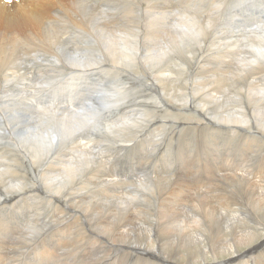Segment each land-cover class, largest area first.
<instances>
[{
	"label": "rangeland",
	"instance_id": "rangeland-1",
	"mask_svg": "<svg viewBox=\"0 0 264 264\" xmlns=\"http://www.w3.org/2000/svg\"><path fill=\"white\" fill-rule=\"evenodd\" d=\"M160 1L159 0H139V1L138 0H120L118 2H114L112 4H109L110 5L109 7H108V5H106V7L100 6L99 9L101 8V12L98 11L97 8L94 6L92 8L96 9L95 13H92L89 10L88 11L93 14L94 19H97V21H95V20L90 21L89 19H87V18H89V16H87L88 15L87 14L88 13L87 8H84V7L81 8L80 7L81 10L80 9L77 10V13L78 14L84 13L85 16L83 19H79V18L73 19L71 17H68L69 20H67L68 18H58V19H56L57 25L55 24V22H54V25H52V22H51L50 23L51 27H49V24L48 25L42 24L40 26L39 25L36 26V23H34L35 24L34 25L33 24L34 21H32L31 22L32 24H30L27 28L28 30L22 29L23 31L25 30L24 34H23V31L21 29H19L18 32L21 33L22 35L26 36L27 34H29L28 35L29 40L26 41V39H23V40H20L23 43L18 42V46H16V48L19 51L18 50L16 51V49H15V55L17 57L22 56L21 58L19 57L20 60L18 59L17 62L18 63L22 62L21 59H23V63H24L23 67L24 66L26 67V65L28 64L27 61H29V64L31 63V65H29V67H28V69H29L28 75L30 76L31 81H30V78L28 79V81H30V82L22 79V81L24 80L23 83L26 81L23 84V86L21 85V89H22L21 93L22 94H19L20 84L17 83L18 85L16 84V87L14 86L15 87V90H14L15 96L12 98V100L14 102L13 101H9V103H7V102L3 103V101L0 102V104L3 103L5 105V106L3 104L0 105V119L2 118L0 120V151L2 149V151L0 152V171L5 172V174H3V176L7 181V185L5 187H0V204H3V203L8 201V204H10V205H8L9 207L7 208V218H8V220L18 224L16 232H13L12 238L9 240V246L12 245L10 247V254H9L11 258H6V260L2 264H10V263L11 264H26V260H29V258L26 259V256H24L23 253H25L27 248L24 247L22 249H14V246L17 244L24 245L23 243L28 242V243H30V247L35 246L37 248V246H39L41 244V242H39L40 238H42L43 236L45 239L49 238L45 232L47 230H50V228L48 227L49 224L50 225L55 224L54 222L56 220L58 221V218L61 220H63V219L65 220V223H62L64 220L58 221V222L61 223L59 225V227L63 226V225L65 226L63 231L64 232L67 231L68 237H66V238H68V240L66 239V244L67 243H69V244H67L65 246L63 245L60 247L52 248L53 255L55 257H57L56 258V260H57L56 264H114V263L115 264H121L122 262H123L122 264H133V262H134V264H143L144 262L146 264H150V263H152V264H164L161 261H158V262L155 261L154 262L153 260H150V259L146 260V259L137 258L136 254L131 255L129 252L117 251L110 244V241L107 239L108 234L104 235L103 233H101L97 229L96 223H103V222L108 223L109 221L113 222V221L117 220L118 218H122V219L125 218V216H123L125 212H122L121 210L114 208L115 206L119 205V203H118L119 199L111 197L110 201H109V199H108V201H104L103 199L100 198V196H98V195L94 196V194H93L94 191H96L100 187L99 180H103V178L105 176V174H103V172L104 173L108 172L109 175H115L114 178L116 180L118 178L120 179L118 181L120 184L117 185V184H114V182H111L109 185L111 186V184L113 183L112 184V186H114L113 188L116 187V189H114V191H116V193L120 194V197H122L123 200H122V203L120 204V206L125 207L131 211L130 215L132 214L131 216L133 218V222L137 225L136 231L138 234H142L141 233L142 229L140 230V225H139L140 220L139 219L142 218V215L144 214V209L146 211L155 212L156 214L158 213V210L156 207V202L153 203V206H146L142 210V208H143L142 205L146 201V199H144V198L147 197V193L146 194L143 193V191L146 189L145 185L147 183H154L155 182V185L159 186L160 184H157L156 183L157 181H160L162 183V185L165 184L164 186L169 191V192H167V194L172 193V190L175 187H176L175 188L176 190L181 191L183 186L186 187L188 185L191 187L192 191L194 190L193 191L194 193L191 191L192 193L188 195V198L195 197V196L197 197L198 194L208 195L210 197V199H212L214 201V203L219 204V207L221 208L220 210L225 213L224 214L225 216L229 215V217H230L231 215H234V214L239 215L240 218L230 219L229 225H227L225 227V230L228 229L226 231V234H225V232H223L225 240L222 244L227 243V245L229 247H233V251L236 249H239V250L248 249L249 247L247 248V246H249L250 241H247V239H246L245 241H243V243H240L239 236L235 232H233L232 228L230 227L232 224H238L239 225L237 228V229H239V230H237V233L240 234L242 236V238L245 237L244 232L246 230L248 231L249 229L254 228V227H255V232H259L257 234H264V231H261V229L264 230V225H262L263 227L260 225V223L264 224L263 223L264 220L258 216L257 217L254 216V214L249 211V208H248V212L246 211V213H244L241 205L233 203L229 197L230 196L229 192L233 191V186L235 184V181H237V180H242V181L249 180V181H252L253 183L257 182L255 185L257 186L259 184L257 186V189H259L258 192H260L259 194L262 197H264V184H263L264 183V171H263V169H264V158H263L264 157V134H263V127L260 125H258L260 127H258V126L256 127V124L254 122L256 115H253L252 112H250L248 105H246V103L244 101L245 100L244 94L248 95L250 92V90H248L250 87V82H247V80L242 79V78H244L243 76H245L247 74L248 75L256 74L255 77L253 78L252 82L256 85L259 82L264 83V78H263L264 72L256 73L253 71H249L254 66L255 67L259 66V63L261 61L262 62L260 65H263L264 58H261L256 63H250L252 65H250L248 63L251 57H252L251 59H253V58H256V56H258L256 54L257 53L256 49L261 51V48H262L261 46L252 47L251 43L257 41L256 43L260 44L264 40L263 38H261V37H264V0H211V1L210 0L209 1L208 0H173V1L168 0L169 4L166 2V0H160ZM187 1H188V3H187ZM187 5L189 8L187 7ZM138 6L141 7V8H139V10H138ZM196 7H198L199 10H197ZM210 7L213 9H211ZM135 8H137V9H135ZM183 8H185V10ZM83 9L84 10L86 9L85 12H83L84 11ZM73 10H75V9H73ZM103 10L104 11L107 10V11L104 13ZM183 10L186 12H184ZM147 11L153 12V14L150 12L148 13ZM159 11H161V12H159ZM178 11H179V13H178ZM208 11H212V12H210V14H208ZM199 12H200V16L202 18L204 17L203 19L202 18L199 19V22L197 23V25H200V28H201V36L203 35L202 33H204V35H205V34L211 33L212 30H213L212 33L214 32V30H215V29H213L214 25L210 26L211 23H209L208 21L213 20V18H217L218 21H221V24L225 25L224 29L226 28V30H225L223 35H225L226 33L229 35L233 34L232 39H234V37H235L234 34L235 35L237 34L236 37H239V39L243 36L244 37L247 36L248 34H249V36H247V37H250V39L253 37L252 41H250L248 45H244L242 47V53L240 52V55L238 56V60L236 61L238 63L240 62L238 67H237V69L239 68L238 71L239 72H241L242 70L243 71L241 73H239V76L232 77L233 80L231 78L228 79V84H227L228 86L227 85L224 86V90H223L224 93H222V95L219 93L223 87H221V89H220L218 87V83H216V84L212 83V85L210 84V87H212V88L216 87V89L218 90V92H216V94H217V96H221L220 99L222 101H224L225 99H227L229 97V102L227 105L224 104L225 106H223L222 101L220 99H219V101L213 102L212 99H209V98H211L210 96L207 97L209 100H211V101L208 100L209 103L206 104L207 107H201L197 103H195L196 100L202 102V98L206 96V93H204L205 90H201V88L198 87V85H197V84H199L200 81L202 82V80H201L202 77H203V79H209V81L212 82L213 80L216 81V78L214 77V75L215 76L221 75L220 73H222V71H216V73H214V74L206 72L207 70H209L211 68L214 69L217 66L219 67L218 64L213 65L214 63H210L212 61L215 62V60H216L215 57L217 55H214V52L210 53L207 50V48L208 47H214V46H210V43H208V42H206V45L203 44L204 46L202 44L199 46L198 43H194L193 46H191V47L189 46L190 50L186 53V55L183 52L178 53L176 50V48H177V45H175L176 39H173V38L174 37L177 38L179 32L183 35L184 31L187 30V26L192 24V22L195 23V21H196L195 14H198ZM109 13H111V14H109ZM149 14H150V16H149ZM183 15H184V17L187 16V18L182 17ZM192 15H194V16H192ZM248 15H252L253 18H247L248 19L247 20L245 16H248ZM112 16H113V19H112ZM99 17L101 18V20L99 19ZM241 17H243V18H241ZM107 18H108V21L110 22L109 23L110 25L107 24L108 23ZM167 18L171 19L170 23H171L172 27L173 26H174L173 28L177 27V30L173 29V28H172L173 30L172 29L170 30L171 25L167 21ZM182 18L184 20H182ZM197 18H198V16H197ZM65 21L67 23H65ZM83 21H85V22L88 21L89 23L87 22L86 24H84L85 22H83ZM98 21H101V22H98ZM62 22L65 24H63ZM152 22H153V24H151ZM188 22H189V24H188ZM200 22L203 24H201ZM258 22H259V24H258ZM166 23H167V25H166ZM255 23L257 26L255 25ZM229 24L232 27L228 28ZM87 25H89V27ZM102 25H104L106 27L108 26V28H106V27L103 28L104 26H102ZM149 25H151V27ZM152 25H153V27H152ZM177 25H179V26H177ZM208 25H209V27H208ZM31 26H32V28H30ZM33 26L35 28H33ZM57 26H59V27L57 28ZM184 26L186 28H184ZM210 27H212V28H210ZM109 28H111V29H109ZM122 28L123 29L127 28L129 30L128 31L126 29L127 34H125V35H123V33L119 34V35L116 34L113 37L116 39L123 38L124 42L127 44V46L130 49L129 51H127L129 56L125 58L126 67L123 68L124 72L122 71L120 74L117 75V73H115V71H112V70H114L110 67V66H113L112 56L109 55V53L106 51V49L104 50V48H101V47H99L100 48L99 49L98 46L96 48H88L89 52H90L88 54H93L92 57H95V58L98 57L99 58V59L97 58L98 62L101 60V57H102V62L100 63V65L94 66L97 68V70L95 72L96 74L94 76H91L90 78H88V79H94L95 80V82L93 80H91V82H93V84L91 86L94 90L98 91V92H92L91 93L94 95L96 94L95 96H93L94 98H92L93 99L92 101H96V99H97L96 103L94 104L96 106V108H94V109L88 108L89 111L87 112V114H88L87 117L89 118V120L86 119V116L79 114L81 112V109H79V107L81 105H83L84 103L88 102L87 98L86 99H83V98L91 95L89 92L91 90H87L85 93L86 96L84 95L85 97H82L83 103L80 102L79 100H77V101H79V104L82 103L81 105L77 104L76 106H74V105L67 104L71 107V110H73V108H74V110H73L74 112L78 110V113H75V115L77 116V114H78L79 116L74 117L72 123H70L68 125L65 123L66 126H63V127L60 123H57L56 127L60 131V133H59L60 136H59V139H57L55 141V143L53 142L54 144L50 143V144H48V146H46V148L48 147L46 149L47 150L46 152H48L47 153L48 156L47 155H40V154H38L40 156H34L35 154L39 153V152H37V150L39 149V147L41 145H43L42 144L43 137L45 139V136H47L46 134L43 135V132H44V129L47 127L48 122L53 121V120L58 121L55 119H59L60 117L61 118H67L69 115H71V113H70L71 111H69L70 107L68 109H65L66 112L63 111L61 109V107H63L64 104H62L63 105L62 106L61 104H58L56 101H53L51 94H52V90H54L58 86V84L60 85L63 82L67 81V78H66L67 76H64V74H65V72H70V71L66 66H63L62 64L65 62L67 64V57L66 56L68 55V53H71V51L74 49V48H72V45L70 44V40H71L72 36L73 37H76L79 35L81 36L82 33L83 34L87 33L88 35H92V33H93V35H95L98 39L97 40L98 44H101L100 38L97 36V35H99V33L106 35V36H109L108 35L109 32H110V34H112V33L118 32V31H123ZM147 28L150 31V33L147 30ZM155 28H156V30H153ZM157 28L158 29L160 28L158 34L159 35L161 34L160 35L161 38L164 36L162 38V40L158 34L157 35L152 34V32L158 31ZM238 28H240V29H238ZM241 28H242V31H241ZM105 29H107V30H105ZM243 29L246 32L248 30L249 31L247 33H244ZM33 30H35V34L34 33L32 34ZM79 30H81L80 33H78ZM114 30H116V31H114ZM169 30L171 33L169 32ZM205 30H207V32L209 31V33H207ZM84 31H85V33H84ZM175 31L177 33H174ZM56 32H59L64 38H67V36H69V39H65V40H64V38L62 40L57 39V37L55 35ZM249 32H251V33H249ZM180 33H179V35H181ZM239 33H240V35H239ZM30 34H32V35H30ZM242 34H247V35H242ZM152 36L157 37V38L159 37V39L156 38L157 40H159L158 41L159 46L153 47L152 45H150L151 41H153ZM183 36H185V35H183ZM149 37H151V38H149ZM31 38L34 41L31 40ZM39 38H40V40H39ZM167 38H168V40L166 41ZM55 40H57L56 42L59 44H56ZM39 41H41V42H39ZM58 41H60V42H58ZM217 41H218V43H220L219 45H223L225 42L224 40H220V39H217ZM29 42H31V43H29ZM146 42L148 44H146ZM242 42L244 43V42H246V40L243 39ZM64 43H65V45H64ZM26 44H27V46H26ZM89 45H91V44H89ZM207 45H208V47H207ZM21 46H23L25 48H23ZM30 46H32V47H30ZM162 46H164V47H162ZM57 47H59V48H57ZM67 47L72 48V49H70L68 51ZM173 47H176L175 48L176 51L171 52ZM186 47H188V46H186ZM43 48L48 49V50L45 51ZM134 48L136 50H134ZM155 48H157V49H155ZM76 51L78 52V50H76ZM206 51H207V53H205ZM79 52L83 53L82 50H79ZM147 52H148V54H147ZM158 52L164 53V54L166 52V54H165L166 56L164 55L165 57L159 58V61L157 59L158 55L156 54ZM21 53H22V55H21ZM50 53L54 57H52ZM23 54H25V55L23 56ZM26 54H27V56H26ZM28 54H29V56H28ZM147 56H149V57H147ZM161 56H163V55H161ZM182 56H184V57H182ZM40 58L42 60H39ZM53 58H59L60 60L57 62H54V61H52ZM148 58H150V60ZM198 58H199V60L202 59L201 62L198 61ZM61 59H63L62 60L63 62L61 61ZM119 59H121V58H119ZM148 60L152 63L153 66L151 65V63ZM155 60H157V61H155ZM131 61H133V62H131ZM205 61H206V63L209 61L208 64L205 65ZM56 63H58V64H56ZM241 64H243L244 67L241 68ZM168 66L170 67V70H169ZM231 66L233 69H235V71H237L236 65L232 64ZM231 66H229V67H231ZM82 68L83 67H80L79 69H82ZM30 69H32V70H30ZM148 69H149V71H148ZM223 69H224V67L222 66V70ZM37 71L38 72L40 71V73L38 74ZM178 71H179V74H178ZM144 72H146V73H144ZM156 72H157V74H156ZM201 72H203V74ZM35 73H37V74H35ZM168 73H170V75ZM200 73L203 76L199 75ZM217 73H219V74H217ZM50 74H52V75L54 74V77H53L54 80L51 79V81H49L47 79L46 76H48ZM56 74H58L59 76ZM176 74H178V75H176ZM165 75H166V77H165ZM174 75H176V76H174ZM230 75H231V73H230ZM154 76H155V78H154ZM37 77L38 78L40 77V78L38 79ZM237 77H240V79H238V80L241 83L239 81L235 82V79ZM159 78L162 79V80H160L161 82L158 81ZM178 80H181V81H178ZM3 81L4 82L6 81V77H4V74H2V77H1L2 85L5 84ZM123 81H124V83H123ZM232 81L234 82L235 85L233 84ZM111 82H113V83H111ZM27 83H30V85H32V84H35V85H33V87L31 86V88H30V85ZM248 83H249V85H248ZM54 84H56V85L54 86ZM25 85H26V87H25ZM124 85H126V86H124ZM160 85H162V86H160ZM87 86L88 85H85L84 87H87ZM96 87H97V89H95ZM99 88H102V90H99ZM105 88H106V90H105ZM138 88H139V90H138ZM167 88L172 90V92H171L172 96H173V92H174V100L175 101L177 100L176 97H179L182 100L176 101V103H172V106H171L168 103V101L165 98H163V93L165 94L166 98L171 97L170 94H168ZM107 89H108V91H107ZM118 89L121 91H119ZM0 90H1V92L4 91V89H2V88H0ZM24 90H25V92H23ZM27 90L29 92L32 91L31 94L33 97L29 94V92ZM128 90H130V91H128ZM162 90H163V92H162ZM260 90H258V89L256 90L257 91L256 93L259 96H260ZM105 91H107L108 93L105 94ZM262 91H264V87L262 88ZM26 92H28V95H26V96H29V98L26 96H22V95L26 94ZM88 92H89V94H88ZM111 92H112V94H111ZM116 92H117V94H116ZM213 92H214V90H213ZM15 93H17V95ZM134 93H135V95H134ZM250 93H252V91ZM3 94H4L3 92L0 93V95H3ZM109 94H111V95H109ZM224 94H226V97L227 96L228 97L226 98ZM100 95L101 96L103 95L102 98ZM125 95L128 97H126ZM136 96H138L139 98ZM18 97H19V99H18ZM24 97H26V99ZM0 98H2V96H0ZM4 98H7V97H3L2 100H8V98L7 99H4ZM27 98H28V102H27ZM114 98H116V99H114ZM260 98L263 99L264 96L260 97ZM100 99H102V100H100ZM185 99H187V100H185ZM215 99H217V98H215ZM19 100H21V102ZM24 100H26V101H24ZM171 100H173V99H171ZM11 102L13 105H11ZM54 102H56L55 105L57 104L56 106H58V108L55 107ZM5 103H7L8 105ZM183 103H185V104H183ZM15 104H16V106H14ZM233 104L237 106V107L235 106L237 111H233ZM19 105L21 106V109H20ZM65 105H66V103H65ZM108 105H109V107H108ZM119 105H121V106H119ZM11 106H13V109ZM38 106H40V107L38 108ZM183 106H184L183 110L179 109ZM99 107H101V108H99ZM36 108H37V110H36ZM207 108H208V110H206ZM243 108H245V109H243ZM14 109H15V111L13 112ZM198 109H199V111H198ZM216 109H217L216 112H219L218 110H220V111H223L224 114H232L233 116H232L231 120H235V119L238 120L239 118H241L245 121L244 118L248 119L250 121V124L252 123L255 126L254 135L256 136V138L252 139V140H248L249 141L248 142L247 138H251L252 136H251V134H249V132H247V129H243V131H239V129L235 130L234 127H231L230 129H228L229 127L225 124L226 123L229 124V123L222 118L220 113H219V115L213 113L214 110H216ZM18 110H21V111H18ZM67 110L69 111V113ZM135 110H137L136 113H135ZM60 111H61V113H60ZM109 111L111 112V114L110 113L108 114ZM132 111H134V112H132ZM16 112H18V113H16ZM38 112H39V114H38ZM140 112H141V114H140ZM144 112H146V113H144ZM190 112H191V114H190ZM10 113H14L13 117H12V114H10ZM31 113L32 114L34 113L33 115H35L36 117L34 116V118H33V115ZM63 113L65 114V116H63L64 115ZM117 113H119V114H117ZM192 113H194V114H192ZM262 113H264V111ZM19 114H22V115H19ZM66 114H67V117H66ZM104 114H106V115H104ZM123 114H125L126 116ZM170 114H172V116H175L178 120L177 121L174 120ZM15 115H17V116L19 115V116L17 117ZM28 115H30V117H28ZM100 115H102V116H100ZM191 115H192V117H191ZM47 116L49 117V119ZM145 116H146V118H145ZM25 117H27V118H25ZM54 117H55V119H54ZM193 117H196V118H193ZM93 118L95 121L96 120H98V121H96V122L93 121ZM102 118L104 119V122H103ZM21 119H23V120H21ZM31 119H32V121H31ZM105 119H106V121H105ZM120 119H121V121H120ZM124 119H125V121H124ZM2 120H4V121H2ZM28 122L30 123V125ZM79 122L80 123L82 122V124L79 125L80 124ZM101 122H103V123H101ZM124 122H125V124H124ZM25 123H27L28 125H26ZM108 123H110L111 125L107 126ZM115 123H117V124H115ZM129 123H131V125ZM13 124H15V125H13ZM90 124L93 126H91ZM100 124H102V125L100 126ZM120 124H121V126H120ZM172 124L174 126H172ZM16 125L19 127V129H23V131H20ZM96 125H98V127ZM112 125L120 128L122 132H120V134H119V132L113 131L112 128L114 126H112ZM11 126H13V127H11ZM110 126H111V128H110ZM78 127H79V129H78ZM187 127L193 128V130H194L193 133L196 134L195 135L196 137L195 136H193V137L195 139H197L198 142L199 141L201 142V139H202L201 136H203V132H201V131L203 128H205V130H208V132L211 130L208 134L204 135L205 140L207 139V141L208 140L209 141L208 142L206 141L204 146L198 147L197 145L194 144V142H191L192 141L191 140L192 135L186 134V131H184L185 129H187ZM68 128L70 129V131ZM105 128H106V130H103ZM36 129H37V133H33V131ZM66 129H68V132L66 131ZM25 130L27 133L25 132ZM89 130H90V132H89ZM107 130H110V131H107ZM236 132H239L238 135L236 134ZM63 133H65V135ZM121 133L125 134V135H122ZM104 135H106L107 137ZM115 135L116 136L122 135V137H120V138L125 139L124 143H127L129 141V139L132 140L136 136L137 137L135 139L136 140L135 143L130 142L129 144H131V145L129 147L123 148V146L119 147L118 144L113 143V142H115V140H114ZM207 135H212V137H209ZM171 136L175 139H173ZM188 136H190V137H188ZM63 137L65 138V140ZM226 137H227V139H226ZM232 137H233V139H232ZM79 138H80V140H79ZM20 140H21V142H20ZM182 140H183V142H182ZM141 142H142L143 146L141 145ZM66 143H68V144H66ZM73 143H75V144H73ZM79 143H81V144H79ZM178 143H179V147H181V150H179L180 148L177 145ZM183 143H185V144H183ZM188 144H190V145H188ZM190 146H193V147H190ZM235 147H237V148H235ZM251 147H252V149H250ZM49 148H50V150H49ZM183 148H185V149H183ZM183 150H185L184 151L185 153L183 152ZM223 150H224V152H223ZM74 151H75V153H74ZM127 151H129V152H127ZM91 153H92V155H91ZM258 153H260L262 156ZM62 155H63V160H62ZM87 155H90L91 157H93L92 160L90 159L91 157L90 156L88 157ZM204 155H205V157H204ZM54 157H55V159H53ZM206 157H207V159H208V157H210L208 159L209 161L207 159H205ZM215 157H216V160H215ZM218 157L220 159H218ZM241 157H243V158H241ZM211 158L213 160H211ZM228 158H230V159H228ZM96 160H99V163H96L95 162ZM204 160L207 161V163H205ZM232 161L233 162L235 161V162L233 163ZM244 161H245V163H244ZM216 162H220L219 163L220 166H217ZM256 162H258V163H256ZM102 164H103V167H100V166H102ZM222 165L224 168L222 167ZM53 166H55V167H53ZM56 167H58V168H56ZM187 167L188 168L190 167V171L188 170ZM213 167H215L216 169ZM219 169H220V171H218ZM221 169L224 172H222ZM44 171L46 172V175H45ZM260 171H261V173H260ZM236 172L237 173L242 172V173L237 174ZM92 173L93 174L99 173V175H97L95 177L92 175ZM195 173L198 175H196ZM0 174H2V173H0ZM39 174H40V176H39ZM208 175H209V177L211 175L212 176L209 178ZM157 177L159 178V180ZM160 177L163 179H161ZM46 178L47 179L50 178V179L46 180ZM52 179H53L52 182H55V183H53L51 186L50 181ZM170 179H172V180H170ZM186 179L189 181H187ZM210 179H211V181L214 179L212 181V183H211ZM222 179H223V181H222ZM181 180H182V182H181ZM44 181H46V182H44ZM47 181H48L49 185H48ZM214 182H216V183H214ZM172 183H174V184H172ZM203 183H204V185H203ZM109 185H107L108 190H109ZM180 185H182V186H180ZM224 185L230 187L231 189H229L228 187H226ZM121 186H122V188H121ZM7 187L11 188L10 194L8 192V189H6ZM31 187L34 188V189L32 188L31 192L29 193L32 195L31 198L29 197L28 199H23V201L20 204L19 203L15 204L12 201H10V198H11V196L14 195V193H17V191L19 192V190H24V192L26 190L30 191ZM58 187H60V189ZM198 187L201 189V191ZM80 188H81V190H80ZM119 189H121V190H119ZM150 190H151V187H150L149 191ZM6 192L8 193L9 197L7 195H5ZM45 193H50L51 199L48 198V195H44ZM68 194H71L73 199H72V197L70 199H68L67 198ZM192 194H193V196H192ZM52 195L54 197H52ZM37 196H39V197H37ZM218 196L220 197L221 200L219 199ZM94 200H97V201H95V203H94V202H92ZM184 200H182V205L179 206L177 211L183 212L184 213L183 214L184 219L189 223V225L191 227H193V228L195 227L194 229L192 228V232L195 233V236H196V239H194V244L196 246H198V244H200L198 248H199V250H201L203 252L202 255L198 256V258H197L198 260L195 259V262L198 263L204 259H207L208 262H211L212 264H217L216 262H214L215 258L220 257L223 259V258H225L224 256L229 255L232 251L231 250L226 251V249L224 247H223V249H221L220 246H219L220 248L216 247L218 254L220 255V256L218 255V257H216V250H215V248H213L214 245L212 244L213 241L211 239V237H214L213 230L209 235L207 234V237H205V236H203V234L199 233L198 230L201 229L202 227L199 226V228H198L197 227L198 225H194L195 213H197V209L195 207H194L195 208L194 209L193 206L190 205L189 202H187V199L185 196H184ZM13 204L15 206H13ZM92 204H97V206H99V207L97 208V211L95 212V214L89 215L87 212V208H88V206H90ZM50 205H51V207H50ZM184 205L185 206L187 205V206L185 207ZM225 205H228V206H225ZM24 208H27V209L25 210ZM38 208H40V209H38ZM180 208H182V209H180ZM49 212H50V214H49ZM201 212H202V210H201ZM231 212H232V214H231ZM109 214H113V215L111 216ZM87 216H89V217H87ZM103 216H105V217H103ZM186 217H188L189 220H187ZM38 218L39 219L44 218L43 220H45V221H49V218H50V221H49L48 225H46L45 223H42ZM105 219H107V220H105ZM192 220H193V223H192ZM256 220H258V222ZM101 221H103V222H101ZM208 222L209 221L207 220L206 223H208ZM153 228H155L154 225H153ZM69 229H70V231H69ZM208 229H210V228H207V230ZM49 232H52V231H49ZM97 232H98V234H97ZM147 232H148L147 242L150 245H152L153 249H157V251H159V247H158L159 244H158V241L156 238L157 237L156 234L159 233V230L157 229V231L152 230L151 232L150 231H147ZM255 232H250L248 236L250 237V235H253ZM99 233H101V234H99ZM218 233H219V230H218ZM223 233L221 232L219 235H222ZM138 234H136L137 235L136 242L138 241V236H139ZM134 235L135 234H132L131 238ZM179 235H180V233L176 232L174 235V238H172L173 241H176L173 244L174 247H177V245L179 243L178 242L179 241ZM58 236H59V234H58ZM20 237H21V239H20ZM1 238H4V237H2V235L0 234V239ZM51 240H52V237H50L49 240L47 241L49 246H51L49 244V242H51ZM233 240L237 244V247L234 245ZM59 241H60V236H59ZM147 242L145 241L144 244H147ZM160 244H161V242H160ZM222 244H221V246H222ZM163 249H164V247H163ZM23 250H25V251L22 254H20V252ZM262 250L264 251V247L263 248L260 247V249H259V251H261L260 252L261 256H264V253ZM84 253H85V255H84ZM126 253H127V255H126ZM257 255L258 254L252 255L251 257L250 256L245 257L242 261H240L241 263L235 262L232 264H257V262L255 260H253V259H256L258 257ZM14 256H15V258H14ZM127 256H128V258H127ZM122 257H124V258H122ZM203 257H204V259H203ZM101 258H103V259H101ZM139 259L141 261L140 263L138 262ZM124 261H126V262H124ZM186 261H187V259L185 260V262ZM27 264H28V262H27ZM51 264H53V263H51Z\"/></svg>",
	"mask_w": 264,
	"mask_h": 264
},
{
	"label": "bare ground",
	"instance_id": "bare-ground-1",
	"mask_svg": "<svg viewBox=\"0 0 264 264\" xmlns=\"http://www.w3.org/2000/svg\"><path fill=\"white\" fill-rule=\"evenodd\" d=\"M118 1H120V0H11V3H9L8 2V0H0V88H2V89H4V91H2L4 94L3 95H0V96H2V98H0V102H2L3 101V103L4 102H7V103H9V101H13L12 100V98L15 96L14 95V90H15V87H16V84L18 83V84H20V87H19V89H20V91H19V94H22L21 92H22V89H21V85L23 86V84L26 82H24L23 83V81L24 80H27L28 81V79L30 78V76L28 75V67H29V65H31V63L29 64V61H27L28 62V64L26 65V67L24 66L23 67V59H21L22 60V62H17L18 61V59L20 60V58L22 57H17L16 55H15V49H16V51L18 50L17 48H16V46H18V42H22V41H20V40H23V39H26V41H28L29 39H28V35L29 34H27L26 36H24V35H22L21 33H19L18 31H19V29H27L28 28V26L30 25V24H32L31 22L32 21H34L33 22V24L34 23H36V26H40V25H42V24H44V25H48L49 24V27H51V25H50V23L52 22V25H54V22H55V24L57 25V23H56V19H58V18H68V17H71V18H73V19H77V18H79V19H83L84 18V13H77V10H79L80 9V7L82 8V7H84V8H87V11L89 10V11H91L92 13H95V11H96V9H93L92 7H96L97 8V10L98 11H100L101 12V8L99 9V7L100 6H105L106 7V5H108V7L110 6L109 4H112V3H114V2H118ZM139 1V0H138ZM160 1V0H159ZM173 1V0H172ZM209 1V0H208ZM211 1V0H210ZM135 2V1H134ZM161 2V1H160ZM159 2V3H160ZM166 2L169 4V1L168 0H166ZM165 2V3H166ZM171 2V1H170ZM247 2V1H246ZM187 3H188V1H187ZM172 4V3H171ZM175 4V3H174ZM186 4V3H185ZM258 4V3H257ZM152 5V4H151ZM182 5V4H181ZM123 6V5H122ZM125 6V5H124ZM160 6V5H159ZM169 6V5H168ZM238 6V5H237ZM134 7V6H133ZM132 7V8H133ZM137 7V6H136ZM187 7H188V5H187ZM75 9V10H73V9ZM78 8V9H77ZM118 8V7H117ZM124 8V7H123ZM131 8V7H130ZM139 8H141L140 6H138V10H139ZM172 8V7H171ZM174 8V7H173ZM180 8V7H179ZM189 8V7H188ZM192 8V7H191ZM190 8V9H191ZM194 8V7H193ZM211 8V7H210ZM103 9V8H102ZM126 9V8H125ZM135 9H137V8H135ZM184 10H185V8H183ZM196 9L197 10H199L198 9V7H196ZM211 9H213V8H211ZM81 10V9H80ZM84 10V9H83ZM86 10V9H85ZM85 10L83 11V12H85ZM105 10V9H104ZM103 10V11H104ZM124 10V9H123ZM127 10V9H126ZM154 10V9H153ZM178 10V9H177ZM182 10V9H181ZM183 10V11H184ZM189 10V9H188ZM195 10V9H194ZM196 10V11H197ZM202 10V9H201ZM88 11V15L87 16H89V18H87V19H89L90 21H93V20H95V21H97V19H94V17H93V14L91 13V12H89ZM97 11V12H98ZM107 11V10H106ZM106 11H104V13L106 12ZM136 11V10H135ZM180 11V10H179ZM179 11H178V13H179ZM190 11V10H189ZM213 11V10H212ZM212 11H208V14H210V12H212ZM79 12V11H78ZM81 12V11H80ZM109 12V11H108ZM138 12V11H137ZM142 12V11H141ZM148 13L150 12V11H147ZM159 12H161V11H159ZM184 12H186V11H184ZM191 12V11H190ZM193 12V11H192ZM99 13V12H98ZM118 13V12H117ZM150 13H152L153 14V12H150ZM172 13V12H171ZM100 14V13H99ZM103 14V13H102ZM101 14V15H102ZM109 14H111V13H109ZM116 14V13H115ZM137 14V13H136ZM141 14V13H140ZM92 15V16H91ZM107 15V14H106ZM119 15V14H118ZM235 15V14H234ZM95 16V15H94ZM110 16V15H109ZM149 16H150V14H149ZM165 16V15H164ZM168 16V15H167ZM192 16H194V15H192ZM195 16H196V21H195V23H193L192 21V24H190V25H188L187 26V30L186 31H184V34L183 35H185V36H183L180 32V34L181 35H179V33H178V36H177V38H173V39H176V43H175V45H177V48L176 47H173L172 48V50H171V52H174V51H176L177 50V52L178 53H180V52H183V53H185V55H186V53L190 50V47L191 46H193V44L194 43H198V45L200 46L201 44L203 45V44H205L206 45V42H208V43H210V46H214V47H208V45H207V50L210 52V53H213L214 52V55H217L216 57H215V62H210V63H214L213 65H215V64H218L219 65V67L217 66L216 68H211V69H209V70H207L206 72H209V73H211V74H214V73H216V71H222V73H220L221 75H214V77L216 78V81H212V82H210L209 81V79H203V77H202V82L200 81L199 82V84H197L198 85V87H200L201 88V90H205V92L204 93H206V96L205 97H203L202 98V102H200V101H198V100H196L195 101V103H197L199 106H201V107H207L206 106V104L207 103H209L208 102V100L209 99H212L213 100V102H215V101H219V99H220V97L221 96H217V94H216V92H218V90L216 89V87H210V84L212 85V83H218V87L221 89V87H223L222 88V90L219 92L221 95H222V93H224L223 92V90H224V86H226L227 84H228V79L229 78H231L232 79V77H236V76H239V73H241V72H239L238 71V69H237V67H238V65H239V63L238 62H236L237 60H238V56L240 55V52L242 53V47L244 46V45H248L249 44V42L250 41H252V38L250 39V37H247V36H249V34L247 35V34H242V35H247V36H243V37H241L240 39H239V37H236L237 36V34L235 35L234 34V39H232V35H229V34H225V35H223L224 34V32H225V30H226V28L224 29V24H221V21H218V19L217 18H213V20H210V21H208L209 23H211L210 24V26L211 25H214V28L213 29H215L214 30V32L212 33V31H211V33H209V31L207 32V30H205L207 33H209V34H205L204 35V33H202L203 35L201 36V28H200V25H197V23L199 22V19H201L202 17L200 16V12L198 13V14H195ZM197 16H198V18H197ZM204 16V15H203ZM236 16V15H235ZM239 16V15H238ZM106 17V16H105ZM108 17V16H107ZM178 17V16H177ZM182 17H184V15L182 16ZM237 17V16H236ZM246 17V19L247 18H253V16L252 15H248V16H245ZM96 18V17H95ZM98 18V17H97ZM103 18V17H102ZM163 18V17H162ZM184 18H187V16L186 17H184ZM204 18V17H203ZM202 18V19H203ZM212 18V17H211ZM241 18H243V17H241ZM99 19L101 20V18L99 17ZM112 19H113V16H112ZM155 19V18H154ZM61 20V19H60ZM67 20H69V18L67 19ZM143 20V19H142ZM182 20H184L183 18H182ZM192 20V19H191ZM248 20V19H247ZM260 20V19H259ZM71 21V20H70ZM76 21V20H75ZM107 21H108V18H107ZM151 21V20H150ZM167 21L170 23V21H171V19H168L167 18ZM174 21V20H173ZM202 21V20H201ZM243 21V20H242ZM257 21V20H256ZM83 22H85V21H83ZM88 22V21H87ZM87 22H85L84 24H86ZM98 22H101V21H98ZM105 22V21H104ZM124 22V21H123ZM143 22V21H142ZM141 22V23H142ZM190 22V21H189ZM189 22H188V24H189ZM240 22V21H239ZM238 22V23H239ZM252 22V21H251ZM61 23V22H60ZM63 23V22H62ZM65 23H67L66 21H65ZM65 23H63V24H65ZM73 23V22H72ZM89 23V22H88ZM91 23V22H90ZM110 22L108 21V23L107 24H109ZM132 23V22H131ZM147 23V22H146ZM145 23V24H146ZM173 23V22H172ZM187 23V22H186ZM201 23V22H200ZM213 23V24H212ZM249 23V22H248ZM99 24V23H98ZM103 24V23H102ZM106 24V25H107ZM128 24V23H127ZM139 24V23H138ZM151 24H153V22L151 23ZM160 24V23H159ZM165 24V23H164ZM163 24V25H164ZM201 24H203V23H201ZM250 24V23H249ZM248 24V25H249ZM258 24H259V22H258ZM35 25V24H34ZM81 25V24H80ZM110 25V24H109ZM120 25V24H119ZM135 25V24H134ZM166 25H167V23H166ZM170 25H171V23H170ZM255 25H256V23H255ZM88 27H89V25H87ZM86 26V27H87ZM102 26H104V25H102ZM112 26V25H111ZM150 27H151V25H149ZM176 26V25H175ZM177 26H179V25H177ZM207 26V25H206ZM241 26V25H240ZM239 26V27H240ZM257 26V25H256ZM259 26V25H258ZM261 26V25H260ZM59 26H57V28H58ZM83 27V26H82ZM85 27V26H84ZM98 27V26H97ZM106 26H104L103 28H105ZM152 27H153V25H152ZM161 27V26H160ZM174 27V26H173ZM172 27V25H171V28H170V30L173 28ZM204 27V26H203ZM208 27H209V25H208ZM230 27H232V26H230V24L228 25V28H230ZM236 27V26H235ZM246 27V26H245ZM252 27V26H251ZM30 28H32V26L30 27ZM33 28H35L34 26H33ZM106 28H108V26L106 27ZM163 28V27H162ZM165 28V27H164ZM179 28V27H178ZM184 28H186L185 26H184ZM210 28H212V27H210ZM255 28V27H254ZM261 28V27H260ZM73 29V28H72ZM81 29V28H80ZM84 29V28H83ZM102 29V28H101ZM109 29H111V28H109ZM123 29V28H122ZM127 29V28H126ZM126 29H123V31H118V32H116V33H112V34H110V32H109V36H106V35H103V34H101V33H99V35H97L99 38H100V41H101V44H98V42H97V37L95 36V35H93V33H92V35H88L87 33H85V31H84V33L85 34H81V36L79 35V36H76V37H73L72 36V38H71V40H70V44L72 45V48H74L72 51H71V53H68V55L66 56L67 57V64H66V62L65 63H63L62 65L63 66H66L68 69H69V71L70 72H65V74H64V76H67L66 78H67V81L66 82H63L62 84H58V86L54 89V90H52V94H51V97H52V99H53V101H56L58 104H64V106L63 107H61V109L63 110V111H65V109H68L70 106L69 105H74V106H76L77 104H79V101L80 102H82L83 103V99H86L87 98V103H84L83 105H81V104H79V105H81L80 107H79V109H81V112L79 113V114H81V115H83V116H86V119L87 120H89V118L87 117L88 116V114H87V112L89 111L88 110V108L90 109V108H92V109H94V108H96V106L94 105L95 103H96V101H97V99H96V101H92L93 99L92 98H94L93 96H95L94 94H91L92 92H98V91H96V90H94L93 88H92V84H93V82H91V80H93L94 82H95V80L94 79H88V78H90L91 76H94L96 73V70H97V68L96 67H94L95 65H100V63L102 62V57H101V60L98 62V59L97 58H95V57H92V55L93 54H88V53H90L89 52V49L88 48H96L97 46H98V48L99 47H101V48H104V50L106 49V51L109 53V55H111L112 56V62H113V66H110L112 69H114V70H112V71H115V73H117V75L118 74H120L124 69L123 68H125L126 67V65H125V58L126 57H128L129 55H128V52L127 51H129L130 49H129V47L127 46V44L124 42V39L123 38H119V39H116V38H114L113 36L114 35H116V34H122L123 33V35H125V34H127V32H126ZM145 29V28H144ZM158 29V28H157ZM160 29V28H159ZM159 29H158V31H154V32H152V34L153 35H157L158 33H159ZM173 29H176L177 30V27L176 28H173ZM172 29V30H173ZM238 29H240V28H238ZM245 29V28H244ZM244 29H243V32L244 33H247L246 31H244ZM263 29V28H262ZM28 30V29H27ZM71 30V29H70ZM74 30V29H73ZM105 30H107V29H105ZM104 30V31H105ZM128 30V29H127ZM136 30V29H135ZM147 30H148V28H147ZM153 30H156V28L155 29H153ZM167 30V29H166ZM170 30H169V32H170ZM23 31V30H22ZM25 31V30H24ZM23 31V34L25 33ZM37 31V30H36ZM69 31V30H68ZM80 31L81 30H79V32L78 33H80ZM88 31V30H87ZM94 31V30H93ZM114 31H116V30H114ZM129 31V30H128ZM131 31V30H130ZM149 31V30H148ZM163 31V30H162ZM179 31V30H178ZM241 31H242V28H241ZM101 32V31H100ZM229 32V31H228ZM253 32V31H252ZM35 34V30H33V32H32V34ZM76 33V32H75ZM103 33V32H102ZM134 33V32H133ZM149 33H150V31H149ZM171 33V32H170ZM173 33V32H172ZM174 33H177L176 31L174 32ZM230 33V32H229ZM249 33H251V32H249ZM32 34H30V35H32ZM45 34V33H44ZM47 34V33H46ZM70 34V33H69ZM72 34V33H71ZM101 34V35H100ZM166 34V33H165ZM168 34V33H167ZM231 34V33H230ZM55 35H56V37H57V39H59V40H62L64 37L59 33V32H56L55 33ZM73 35V34H72ZM146 35V34H145ZM159 35V34H158ZM161 35V34H160ZM159 35V36H160ZM239 35H240V33H239ZM122 36V35H121ZM138 36V35H137ZM170 36V35H169ZM44 37V36H43ZM66 37V36H65ZM120 37V36H119ZM148 37V36H147ZM164 37V36H163ZM162 37V38H163ZM167 37V36H166ZM165 37V38H166ZM22 38V39H21ZM42 38V37H41ZM149 38H151V37H149ZM152 40L153 41H151V44L150 45H152L153 47H157V46H159V40H157V39H159V37L157 38V37H153L152 36ZM157 38V39H156ZM160 38H161V36H160ZM162 38H161V40H162ZM261 38H263L264 39V37H261ZM56 39V38H55ZM65 39H69V36H67V38H64V40ZM136 39V38H135ZM217 39H220V40H224L225 42H224V44L223 45H219L220 43H218V41H217ZM243 39L244 40H246V42H242L243 41ZM31 40H33L32 38H31ZM39 40H40V38H39ZM137 40V39H136ZM143 40V39H142ZM168 40V38L166 39V41ZM25 41V40H24ZM34 41V40H33ZM32 41V42H33ZM57 40H55V43L56 44H59V43H57L56 42ZM140 41V40H139ZM146 41V40H145ZM144 41V42H145ZM175 41V40H174ZM39 42H41V41H39ZM58 42H60V41H58ZM257 41H255V42H253V43H251V46L252 47H259V46H261L262 48H261V51H259L258 49H256V51H257V55L258 56H256V58H253V59H251L250 58V60H249V64L250 63H256L258 60H260L261 58H264V40H263V42L262 43H256ZM259 42V41H258ZM23 43V42H22ZM21 43V44H22ZM29 43H31V42H29ZM34 43V42H33ZM69 43V42H68ZM173 43V42H172ZM35 44V43H34ZM63 44V43H62ZM89 44H91V45H89ZM146 44H148L147 42H146ZM20 45V44H19ZM30 45V44H29ZM39 45V44H38ZM41 45V44H40ZM46 45V44H45ZM64 45H65V43H64ZM68 45V44H67ZM88 45V46H87ZM161 45V44H160ZM172 45V44H171ZM25 46V45H24ZM26 46H27V44H26ZM147 46V45H146ZM186 46H188V47H186ZM190 46V47H189ZM204 46V45H203ZM21 47H23V46H21ZM30 47H32V46H30ZM34 47V46H33ZM65 47V46H64ZM162 47H164V46H162ZM172 47V46H171ZM196 47V46H195ZM249 47V46H248ZM23 48H25V47H23ZM38 48V47H37ZM57 48H59V47H57ZM61 48V47H60ZM72 48H68L67 47V50L69 51L70 49H72ZM152 48V47H151ZM175 48H176V50H175ZM21 49V48H20ZM36 49V48H35ZM44 49V48H43ZM63 49V48H62ZM100 49V48H99ZM155 49H157V48H155ZM255 49V48H254ZM45 51L46 50H48V49H44ZM58 50V49H57ZM65 50V49H64ZM76 50H78V52L76 51ZM79 50H82L83 51V53H81V52H79ZM109 50V51H108ZM134 50H136L135 48H134ZM193 50V49H192ZM19 51V50H18ZM24 51V50H23ZM62 51V50H61ZM170 51V50H169ZM219 51V52H218ZM22 52V51H21ZM30 52V51H29ZM28 52V53H29ZM36 52V51H35ZM48 52V51H47ZM25 53V52H24ZM43 53V52H42ZM41 53V54H42ZM49 53V52H48ZM65 53V52H64ZM63 53V54H64ZM144 53V52H143ZM205 53H207V51L205 52ZM20 54V53H19ZM31 54V53H30ZM45 54V53H44ZM51 54V53H50ZM139 54V53H138ZM147 54H148V52H147ZM157 55H158V57H157V59H158V61H159V58H161V57H165L166 55V52H165V54L164 53H160V52H158V53H156ZM21 55H22V53H21ZM25 54H23V56H24ZM99 55V54H98ZM131 55V54H130ZM154 55V54H153ZM161 55H163V56H161ZM165 55V56H164ZM195 55V54H194ZM201 55V54H200ZM255 55V54H254ZM26 56H27V54H26ZM28 56H29V54H28ZM51 56L52 57H54L52 54H51ZM106 56V55H105ZM151 56V55H150ZM34 57V56H33ZM51 57V58H52ZM63 57V56H62ZM147 57H149V56H147ZM182 57H184V56H182ZM196 57V56H195ZM201 57V56H200ZM211 57V56H210ZM28 58V57H27ZM38 58V57H37ZM109 58V57H108ZM119 58H121V59H119ZM202 58V57H201ZM29 59V58H28ZM33 59V58H32ZM110 59V58H109ZM149 60H150V58H148ZM153 59V58H152ZM168 59V58H167ZM195 59V58H194ZM26 60V59H25ZM39 60H42L41 58L39 59ZM60 59L59 58H53V60L52 61H54V62H57V61H59ZM63 59H61V61H62ZM148 60V61H149ZM202 60V59H201ZM201 60H199V58H198V61L199 62H201ZM36 61V60H35ZM155 61H157V60H155ZM207 61V60H206ZM206 61H205V65L206 64H208V62L206 63ZM241 61V60H240ZM33 62V61H32ZM44 62V61H43ZM63 62V61H62ZM131 62H133V61H131ZM145 62V61H144ZM150 62V61H149ZM246 62V61H245ZM262 62V61H261ZM261 62L259 63V66H254L253 68H251L249 71H253V72H256V73H262V72H264V62H263V65H260L261 64ZM52 63V62H51ZM109 63V62H108ZM151 63V62H150ZM158 63V62H157ZM209 63V64H210ZM35 64V63H34ZM37 64V63H36ZM41 64V63H40ZM56 64H58V63H56ZM160 64V63H159ZM168 64V63H167ZM232 64H234V65H236V69H237V71H235V69H233L232 68ZM248 64V65H249ZM39 65V64H38ZM151 65H152V63H151ZM179 65V64H178ZM212 65V64H211ZM250 65H252V64H250ZM44 66V65H43ZM132 66V65H131ZM153 66V65H152ZM156 66V65H155ZM222 66L224 67V69L222 70ZM229 66H231V67H229ZM34 67V66H33ZM51 67V66H50ZM65 67V68H66ZM80 67H83L82 69H79ZM167 67V66H166ZM169 67V66H168ZM213 67V66H212ZM234 67V66H233ZM242 67H244V65L243 64H241V68ZM31 68V67H30ZM39 68V67H38ZM156 68V67H155ZM164 68V67H163ZM248 68V67H247ZM250 68V67H249ZM40 69V68H39ZM42 69V68H41ZM99 69V68H98ZM102 69V68H101ZM129 69V68H128ZM157 69V68H156ZM167 69V68H166ZM182 69V68H181ZM30 70H32V69H30ZM64 70V69H63ZM169 70H170V67H169ZM36 71V70H35ZM34 71V72H35ZM129 71V70H128ZM148 71H149V69H148ZM38 72V71H37ZM51 72V71H50ZM91 72V73H90ZM124 72V71H123ZM127 72V71H126ZM171 72V71H170ZM195 72V71H194ZM246 72V71H245ZM40 73V71L38 72V74ZM104 73V72H103ZM144 73H146V72H144ZM159 73V72H158ZM165 73V72H164ZM202 74H203V72H201ZM199 74V75H202V74ZM219 73H217V74H219ZM225 73V74H224ZM229 73V74H228ZM230 73H231V75H230ZM2 74H4V77H6V81L4 82L5 84H3L2 85V83H1V77H2ZM34 74V73H33ZM35 74H37V73H35ZM156 74H157V72H156ZM160 74V73H159ZM169 75H170V73H168ZM178 74H179V71H178ZM178 74H176V75H178ZM228 74V75H227ZM56 75H58V74H56ZM145 75V74H144ZM162 75V74H161ZM176 75H174V76H176ZM207 75V74H206ZM255 75L256 74H250V75H245V76H243L244 78H242V79H244V80H247V82H250V87H249V89L248 90H250V92L252 91V93H250L249 92V94L248 95H246V94H244L245 95V103H246V105H248V108H249V110H250V112H252V114L253 115H256V117H255V120H254V122H255V124H256V127L258 126V125H260V126H262L263 127V134H264V113H262L263 111H264V98L262 99V98H260V97H263L264 96V91H262V88L264 87V83H257V85L256 84H254L253 82H252V80H253V78L255 77ZM264 75V74H263ZM36 76V75H35ZM40 76V75H39ZM59 76V75H58ZM97 76V75H96ZM128 76V75H127ZM137 76V75H136ZM156 76V75H155ZM155 76H154V78H155ZM203 76V75H202ZM47 77V79L49 80V81H51V79H53V77H54V74L52 75V74H50V75H48V76H46ZM57 77V76H56ZM108 77V76H107ZM126 77V76H125ZM135 77V76H134ZM138 77V76H137ZM165 77H166V75H165ZM201 77V76H200ZM38 78V77H37ZM40 78V77H39ZM38 78V79H39ZM97 78V77H96ZM206 78V77H205ZM208 78V77H207ZM264 78V77H263ZM262 78V79H263ZM22 79H24L23 81H22ZM56 79V78H55ZM64 79V78H63ZM170 79V78H169ZM179 79V78H178ZM199 79V80H200ZM214 79V78H213ZM238 79H240V77H237L236 79H235V82H237V81H239ZM54 80V79H53ZM60 80V79H59ZM90 80V81H89ZM128 80V79H127ZM160 80H162L161 78H159V80L158 81H160ZM164 80V79H163ZM233 80V79H232ZM30 81H31V78H30ZM30 81H28V82H30ZM47 81V80H46ZM178 81H181V80H178ZM114 82V81H113ZM113 82H111V83H113ZM161 82V81H160ZM233 82V81H232ZM240 82V81H239ZM244 82V81H243ZM32 83V82H31ZM50 83V82H49ZM55 83V82H54ZM59 83V82H58ZM123 83H124V81H123ZM127 83V82H126ZM179 83V82H178ZM241 83V82H240ZM17 84V85H18ZM27 84H29L30 85V83H27ZM48 84V83H47ZM51 84V83H50ZM49 84V85H50ZM57 84V83H56ZM56 84H54V86L56 85ZM170 84V83H169ZM233 84H234V82H233ZM28 85V86H29ZM33 85H35V84H32V85H30V88H31V86L33 87ZM39 85V84H38ZM41 85V84H40ZM43 85V84H42ZM85 85H88L87 87H84ZM141 85V84H140ZM165 85V84H164ZM235 85V84H234ZM248 85H249V83H248ZM15 86V87H14ZM120 86V85H119ZM124 86H126V85H124ZM142 86V85H141ZM160 86H162V85H160ZM166 86V85H165ZM171 86V85H170ZM228 86V85H227ZM25 87H26V85H25ZM42 87V86H41ZM122 87V86H121ZM164 87V86H163ZM40 88V87H39ZM53 88V87H52ZM199 88V89H200ZM18 89V90H19ZM24 89V88H23ZM29 89V88H28ZM95 89H97V87L95 88ZM124 89V88H123ZM152 89V88H151ZM219 89V90H220ZM260 90V96L256 93L257 91L256 90ZM26 90V89H25ZM25 90L23 91V92H25ZM36 90V89H35ZM87 90H91V91H89L90 92V94L91 95H89V96H86L85 95V93H86V91ZM99 90H102V88H99ZM105 90H106V88H105ZM119 90V89H118ZM138 90H139V88H138ZM149 90V89H148ZM167 90H168V94H170V98H166V96H165V94L163 93V98H165L167 101H168V103L172 106V103H176V101H181L182 99L181 98H179V97H176V101L174 100V92H173V96H172V94H171V92H172V90L171 89H168L167 88ZM198 90V89H197ZM213 90H214V92H213ZM233 90V89H232ZM247 90V91H248ZM28 91V90H27ZM107 91H108V89H107ZM107 91H105V94L106 93H108ZM119 91H121V90H119ZM128 91H130V90H128ZM146 91V90H145ZM174 91V90H173ZM1 92V90H0V93H2ZM29 92V91H28ZM28 92H26V94H24V95H22V96H26V95H28ZM32 92V91H31ZM31 92H29V94L32 96V94H31ZM89 92H88V94H89ZM118 92V91H117ZM117 92H116V94H117ZM162 92H163V90H162ZM178 92V91H177ZM6 93V94H5ZM121 93V92H120ZM130 93V92H129ZM16 95H17V93H15ZM98 94V93H97ZM100 94V93H99ZM102 94V93H101ZM111 94H112V92H111ZM111 94H109V95H111ZM147 94V93H146ZM86 97H85V96ZM127 95V94H126ZM125 95V96H126ZM134 95H135V93H134ZM137 95V94H136ZM145 95V94H144ZM205 95V94H204ZM225 95V97H226V94H224ZM19 96V95H18ZM101 96V95H100ZM99 96V97H100ZM103 96V95H102ZM102 96H101V98H102ZM114 96V95H113ZM116 96V95H115ZM120 96V95H119ZM147 96V95H146ZM150 96V95H149ZM211 97V98H207V97ZM3 97H7L8 98V100H2L3 99ZM20 97V96H19ZM19 97H18V99H19ZM26 97H28L29 98V96H26ZM26 97H24L25 99H26ZM33 97V96H32ZM82 97H85V98H83L82 99ZM89 97V98H88ZM110 97V96H109ZM123 97V96H122ZM126 97H128V96H126ZM136 97H138V96H136ZM224 97V98H225ZM228 97V96H227ZM226 97V98H227ZM244 97V96H243ZM7 98H4V99H7ZM21 98V97H20ZM28 98H27V102H28ZM31 98V97H30ZM98 98V97H97ZM105 98V97H104ZM108 98V97H107ZM117 98V97H116ZM116 98H114V99H116ZM139 98V97H138ZM149 98V97H148ZM154 98V97H153ZM215 98H217V99H215ZM16 99V98H15ZM23 99V98H22ZM35 99V98H34ZM38 99V98H37ZM109 99V98H108ZM171 99H173V100H171ZM33 100V99H32ZM40 100V99H39ZM49 100V99H48ZM77 100H79V101H77ZM82 100V101H81ZM100 100H102V99H100ZM99 100V101H100ZM104 100V99H103ZM112 100V99H111ZM130 100V99H129ZM138 100V99H137ZM185 100H187V99H185ZM221 100V99H220ZM224 100V99H223ZM20 102H21V100H19ZM24 101H26V100H24ZM85 101V100H84ZM165 101V100H164ZM209 101H211V100H209ZM222 101V100H221ZM220 101V102H221ZM14 102V101H13ZM16 102V101H15ZM26 102V103H27ZM56 102H54V105H55V103ZM121 102V101H120ZM188 102V101H187ZM204 102V103H203ZM228 102H229V97L227 98V99H225L224 101H222V104H223V106H225V105H227L228 104ZM3 103H1V104H3ZM7 103H5V104H7ZM23 103V102H22ZM31 103V102H30ZM65 103H66V105H65ZM0 104V105H1ZM67 104H69V105H67ZM99 104V103H98ZM97 104V105H98ZM132 104V103H131ZM183 104H185V103H183ZM225 104V105H224ZM239 104V103H238ZM4 105V104H3ZM8 105V104H7ZM11 105H13L12 104V102H11ZM57 105V104H56ZM55 105V107L56 108H58V106H56ZM111 105V104H110ZM114 105V104H113ZM241 105V104H240ZM5 106V105H4ZM14 106H16V104L14 105ZM20 106V105H19ZM30 106V105H29ZM37 106V105H36ZM101 106V105H100ZM118 106V105H117ZM119 106H121V105H119ZM142 106V105H141ZM189 106V105H188ZM196 106V105H195ZM213 106V105H212ZM235 106L236 105H234L233 104V111H237L236 110V108H235ZM242 106V105H241ZM245 106V105H244ZM7 107V106H6ZM5 107V108H6ZM12 107V109H13V106H11ZM28 107V106H27ZM35 107V106H34ZM33 107V108H34ZM40 106H38V108H39ZM49 107V106H48ZM54 107V106H53ZM103 107V106H102ZM108 107H109V105H108ZM111 107V106H110ZM115 107V106H114ZM130 107V106H129ZM156 107V106H155ZM186 107V106H185ZM237 107V106H236ZM15 108V107H14ZM25 108V107H24ZM29 108V107H28ZM50 108V107H49ZM55 108V109H56ZM73 108V107H72ZM99 108H101V107H99ZM116 108V107H115ZM135 108V107H134ZM190 108V107H189ZM211 108V107H210ZM232 108V107H231ZM8 109V108H7ZM20 109H21V106H20ZM91 109V110H92ZM119 109V108H118ZM160 109V108H159ZM174 109V108H173ZM179 109H184V106L183 107H181V108H179ZM193 109V108H192ZM243 109H245V108H243ZM10 110V109H9ZM23 110V109H22ZM29 110V109H28ZM36 110H37V108H36ZM40 110V109H39ZM59 110V109H58ZM73 110H74V108H73ZM73 110H71V107H70V110L69 111H71L70 113H71V115H69L68 117H67V114H66V117L67 118H59V119H55V117H54V119L55 120H58V121H50V122H48V125H47V127L44 129V132H43V135L44 134H46L47 136H45V139H44V137H43V141H42V144L44 145H41L40 147H39V149L37 150V152H39V153H37V154H35L34 152V156H40V155H47V153L48 152H46L47 150V148H46V146H48V144H50V143H55V141L57 140V139H59V136H60V131H59V129L56 127L57 126V123H60L61 125H62V127L63 126H66V124L68 125V124H70V123H72L73 122V119H74V117H77V116H79L78 114H77V116L75 115V113H78V110L77 111H73ZM100 110V109H99ZM104 110V109H103ZM108 110V109H107ZM114 110V109H113ZM116 110V109H115ZM128 110V109H127ZM132 110V109H131ZM156 110V109H155ZM206 110H208V108L206 109ZM232 110V109H231ZM248 110V109H247ZM6 111V110H5ZM8 111V110H7ZM15 111V109L13 110V112ZM18 111H21V110H18ZM26 111V110H25ZM30 111V110H29ZM34 111V110H33ZM68 111V110H67ZM69 111H68V113H69ZM95 111V110H94ZM117 111V110H116ZM125 111V110H124ZM136 111L137 110H135V113H136ZM154 111V110H153ZM193 111V110H192ZM198 111H199V109H198ZM212 111V110H211ZM217 111V109L216 110H214V112L213 113H215V114H218L219 115V113H220V115L222 116V118L225 120V121H227L229 124H225V125H227L229 128L228 129H230L231 127H234L235 128V130H238L239 129V131H243V129H247V132H249V134H251V138H247V141L248 140H252V139H255L256 138V136L254 135V129H255V126L252 124H250V121L248 120V119H246V118H244L245 119V121L243 120V119H241V118H237L238 120H231V118H232V114H224V112L223 111H220V110H218L219 112H216ZM3 112V111H2ZM1 112V113H2ZM10 112V111H9ZM27 112V111H26ZM35 112V111H34ZM66 112V111H65ZM103 112V111H102ZM132 112H134V111H132ZM207 112V111H206ZM209 112V111H208ZM223 112V113H222ZM4 113V112H3ZM7 113V112H6ZM16 113H18V112H16ZM15 113V114H16ZM21 113V112H20ZM60 113H61V111H60ZM111 114V112L109 111L108 112V114ZM113 113V112H112ZM115 113V112H114ZM123 113V112H122ZM139 113V112H138ZM144 113H146V112H144ZM149 113V112H148ZM147 113V114H148ZM199 113V112H198ZM10 114H12V117H13V114L14 113H10ZM32 114V113H31ZM30 114V115H31ZM34 114V113H33ZM32 114V115H33ZM38 114H39V112H38ZM43 114V113H42ZM64 114V113H63ZM62 114V115H63ZM117 114H119V113H117ZM127 114V113H126ZM132 114V113H131ZM140 114H141V112H140ZM190 114H191V112H190ZM192 114H194V113H192ZM203 114V113H202ZM8 115V114H7ZM19 115H22V114H19ZM18 115V116H19ZM30 115H28V117H30ZM55 115V114H54ZM53 115V116H54ZM57 115V114H56ZM61 115V116H62ZM90 115V114H89ZM94 115V114H93ZM104 115H106V114H104ZM123 115H125V114H123ZM122 115V116H123ZM128 115V114H127ZM171 116H172V114H170ZM237 115V114H236ZM4 116V115H3ZM10 116V115H9ZM15 116H17V115H15ZM17 116V117H18ZM24 116V115H23ZM26 116V115H25ZM34 116L35 115H33V118H34ZM63 116H65V114L63 115ZM97 116V115H96ZM100 116H102V115H100ZM126 116V115H125ZM129 116V115H128ZM150 116V115H149ZM156 116V115H155ZM214 116V115H213ZM5 117V116H4ZM11 117V118H12ZM16 117V118H17ZM36 117V116H35ZM46 117V116H45ZM48 117V116H47ZM104 117V116H103ZM121 117V116H120ZM173 117V119L174 120H178L175 116H172ZM184 117V116H183ZM190 117V116H189ZM191 117H192V115H191ZM247 117V116H246ZM23 118V117H22ZM25 118H27V117H25ZM57 118V117H56ZM98 118V117H97ZM100 118V117H99ZM109 118V117H108ZM113 118V117H112ZM116 118V117H115ZM133 118V117H132ZM145 118H146V116H145ZM151 118V117H150ZM193 118H196V117H193ZM206 118V117H205ZM2 119V118H1ZM0 119V120H1ZM14 119V118H13ZM19 119V118H18ZM36 119V118H35ZM45 119V118H44ZM47 119V118H46ZM48 119H49V117H48ZM53 119V118H52ZM84 119V118H83ZM103 119V118H102ZM110 119V118H109ZM181 119V118H180ZM199 119V118H198ZM21 120H23V119H21ZM29 120V119H28ZM82 120V119H81ZM119 120V119H118ZM132 120V119H131ZM194 120V119H193ZM222 120V119H221ZM2 121H4V120H2ZM15 121V120H14ZM31 121H32V119H31ZM93 121H95L94 120V118H93ZM96 121H98V120H96ZM95 121V122H96ZM105 121H106V119H105ZM120 121H121V119H120ZM123 121V120H122ZM124 121H125V119H124ZM12 122V121H11ZM20 122V121H19ZM34 122V121H33ZM37 122V121H36ZM103 122H104V119H103ZM103 122H101V123H103ZM110 122V121H109ZM131 122V121H130ZM133 122V121H132ZM201 122V121H200ZM23 123V122H22ZM29 123V122H28ZM38 123V122H37ZM36 123V124H37ZM45 123V122H44ZM66 123V124H65ZM80 123V122H79ZM98 123V122H97ZM107 123V122H106ZM105 123V124H106ZM113 123V122H112ZM119 123V122H118ZM26 125H28L27 123H25ZM40 124V123H39ZM46 124V123H45ZM82 124V122L79 124V125H81ZM115 124H117V123H115ZM124 124H125V122H124ZM127 124V123H126ZM130 125H131V123H129ZM187 124V123H186ZM5 125V124H4ZM13 125H15V124H13ZM29 125H30V123H29ZM91 125V124H90ZM89 125V126H90ZM102 124H100V126H101ZM109 125H111L110 123H108L107 124V126H109ZM17 126V125H16ZM15 126V127H16ZM40 126V125H39ZM44 126V125H43ZM91 126H93V125H91ZM97 127H98V125H96ZM99 126V127H100ZM106 126V127H107ZM112 126H114V125H112ZM117 126V125H116ZM120 126H121V124H120ZM126 126V125H125ZM124 126V127H125ZM172 126H174L173 124H172ZM260 126H258V127H260ZM11 127H13V126H11ZM14 127V128H15ZM18 127V126H17ZM96 127V128H97ZM103 127V126H102ZM101 127V128H102ZM220 127V126H219ZM222 127V126H221ZM9 128V127H8ZM75 128V127H74ZM110 128H111V126H110ZM130 128V127H129ZM173 128V127H172ZM18 129H19V127H18ZM30 129V128H29ZM34 129V128H33ZM69 129V128H68ZM68 129H66V131L68 132ZM78 129H79V127H78ZM209 129V128H208ZM224 129V128H223ZM227 129V128H226ZM253 129V130H252ZM11 130V129H10ZM15 130V129H14ZM20 131H23V129H19ZM85 130V129H84ZM103 130H106V128L105 129H103ZM112 130L113 131H117V132H119V134H120V132H122L121 131V129L120 128H118V127H113L112 128ZM232 130V129H231ZM3 131V130H2ZM9 131V130H8ZM69 131H70V129H69ZM79 131V130H78ZM107 131H110V130H107ZM184 131H186V134H190V135H192V137H191V142H194V144L195 145H197L198 147H202V146H204V144H205V142L207 141V139L205 140V137H204V135H206V134H208L209 132H208V130H205V128H203L202 129V131L201 132H203V136H201L202 137V139H201V142L199 141H197V139H195L193 136H195L196 134L195 133H193L194 132V130H193V128H191V127H187V129H185ZM198 131V130H197ZM257 131V130H256ZM25 132H26V130H25ZM31 132V131H30ZM62 132V131H61ZM72 132V131H71ZM70 132V133H71ZM81 132V131H80ZM89 132H90V130H89ZM96 132V131H95ZM131 132V131H130ZM261 132V131H260ZM27 133V132H26ZM33 133H37V129L36 130H34L33 131ZM79 133V132H78ZM83 133V132H82ZM103 133V132H102ZM126 133V132H125ZM235 133V132H234ZM238 133L239 132H236V134L238 135ZM8 134V133H7ZM12 134V133H11ZM64 135H65V133H63ZM122 134V133H121ZM129 134V133H128ZM133 134V133H132ZM262 134V133H261ZM21 135V134H20ZM30 135V134H29ZM34 135V134H33ZM63 135V136H64ZM67 135V134H66ZM75 135V134H74ZM73 135V136H74ZM79 135V134H78ZM100 135V134H99ZM122 135H125V134H122ZM122 135H115V137H114V140H115V142H113V143H115V144H118V146L119 147H122L123 146V148H127V147H129L131 144H129L130 142H134L135 143V139H136V137L135 138H133L132 140H130L129 139V141L127 142V143H124V141H125V139H121L120 137H122ZM131 135V134H130ZM231 135V134H230ZM258 135V134H257ZM51 136V137H50ZM92 136V135H91ZM104 136H106V135H104ZM129 136V135H128ZM207 136H209V137H212V135H207ZM25 137V136H24ZM34 137V136H33ZM76 137V136H75ZM80 137V136H79ZM107 137V136H106ZM124 137V136H123ZM172 137V136H171ZM179 137V136H178ZM177 137V138H178ZM188 137H190V136H188ZM196 137V136H195ZM12 138V137H11ZM64 138V137H63ZM62 138V139H63ZM88 138V137H87ZM130 138V137H129ZM173 138V137H172ZM6 139V138H5ZM15 139V138H14ZM72 139V138H71ZM77 139V138H76ZM109 139V138H108ZM173 139H175V138H173ZM190 139V138H189ZM188 139V140H189ZM226 139H227V137H226ZM232 139H233V137H232ZM61 140V139H60ZM64 140H65V138H64ZM68 140V139H67ZM79 140H80V138H79ZM180 140V139H179ZM244 140V139H243ZM174 141V140H173ZM209 141V140H208ZM207 141V142H208ZM246 141V142H247ZM257 141V140H256ZM262 141V140H261ZM11 142V141H10ZM17 142V141H16ZM15 142V143H16ZM20 142H21V140H20ZM73 142V141H72ZM71 142V143H72ZM181 142V141H180ZM182 142H183V140H182ZM231 142V141H230ZM249 142V141H248ZM258 142V141H257ZM40 143V142H39ZM53 143V144H54ZM76 143V142H75ZM75 143H73V144H75ZM124 143V144H123ZM137 143V142H136ZM17 144V143H16ZM66 144H68V143H66ZM79 144H81V143H79ZM86 144V143H85ZM139 144V143H138ZM145 144V143H144ZM183 144H185V143H183ZM212 144V143H211ZM24 145V144H23ZM40 145V144H39ZM61 145V144H60ZM78 145V144H77ZM136 145V144H135ZM141 145H142V142H141ZM178 145V147H179V143L177 144ZM181 145V144H180ZM187 145V144H186ZM188 145H190V144H188ZM194 145V146H195ZM242 145V144H241ZM245 145V144H244ZM251 145V144H250ZM263 145V144H262ZM27 146V145H26ZM62 146V145H61ZM64 146V145H63ZM81 146V145H80ZM134 146V145H133ZM137 146V145H136ZM143 146V145H142ZM172 146V145H171ZM206 146V145H205ZM211 146V145H210ZM259 146V145H258ZM261 146V145H260ZM97 147V146H96ZM132 147V146H131ZM183 147V146H182ZM186 147V146H185ZM190 147H193V146H190ZM214 147V146H213ZM220 147V146H219ZM238 147V146H237ZM237 147H235V148H237ZM3 148V147H2ZM84 148V147H83ZM136 148V147H135ZM176 148V147H175ZM180 148V149H179ZM178 149L179 150H181V147H179ZM212 148V147H211ZM30 149V148H29ZM85 149V148H84ZM120 149V148H119ZM141 149V148H140ZM144 149V148H143ZM183 149H185V148H183ZM187 149V148H186ZM197 149V148H196ZM224 149V148H223ZM242 149V148H241ZM250 149H252V147L250 148ZM254 149V148H253ZM13 150V149H12ZM49 150H50V148H49ZM136 150V149H135ZM142 150V149H141ZM208 150V149H207ZM246 150V149H245ZM1 151H2V149H1ZM0 151V152H1ZM4 151V150H3ZM31 151V150H30ZM58 151V150H57ZM76 151V150H75ZM75 151H74V153H75ZM103 151V150H102ZM185 150H183V152H184ZM213 151V150H212ZM233 151V150H232ZM236 151V150H235ZM248 151V150H247ZM254 151V150H253ZM51 152V151H50ZM94 152V151H93ZM127 152H129V151H127ZM187 152V151H186ZM223 152H224V150H223ZM30 153V152H29ZM32 153V154H33ZM42 153V154H41ZM56 153V152H55ZM185 153V152H184ZM200 153V152H199ZM205 153V152H204ZM234 153V152H233ZM240 153V152H239ZM246 153V152H245ZM244 153V154H245ZM248 153V152H247ZM254 153V152H253ZM38 154H40V155H38ZM50 154V153H49ZM187 154V153H186ZM207 154V153H206ZM215 154V153H214ZM213 154V155H214ZM224 154V153H223ZM227 154V153H226ZM235 154V153H234ZM258 154H260V153H258ZM263 154V153H262ZM58 155V154H57ZM61 155V154H60ZM65 155V154H64ZM67 155V154H66ZM91 155H92V153H91ZM95 155V154H94ZM218 155V154H217ZM240 155V154H239ZM248 155V154H247ZM246 155V156H247ZM261 155V154H260ZM28 156V155H27ZM48 156V155H47ZM72 156V155H71ZM88 157L90 156V155H87ZM86 156V157H87ZM99 156V155H98ZM237 156V155H236ZM244 156V155H243ZM249 156V155H248ZM252 156V155H251ZM250 156V157H251ZM257 156V155H256ZM262 156V155H261ZM46 157V156H45ZM50 157V156H49ZM80 157V156H79ZM91 157V156H90ZM184 157V156H183ZM204 157H205V155H204ZM212 157V156H211ZM253 157V156H252ZM2 158V157H1ZM44 158V157H43ZM42 158V159H43ZM61 158V157H60ZM65 158V157H64ZM92 158L93 157H91L90 159L92 160ZM210 157H208V159H209ZM213 158V157H212ZM211 158V160H213ZM225 158V157H224ZM223 158V159H224ZM227 158V157H226ZM241 158H243V157H241ZM264 158V157H263ZM35 159V158H34ZM41 159V158H40ZM46 159V158H45ZM51 159V158H50ZM53 159H55V157L53 158ZM57 159V158H56ZM79 159V158H78ZM205 159H207V157L205 158ZM207 159V160H208ZM218 159H220L219 157H218ZM228 159H230V158H228ZM247 159V158H246ZM17 160V159H16ZM62 160H63V155H62ZM215 160H216V157H215ZM225 160V159H224ZM237 160V159H236ZM46 161V160H45ZM49 161V160H48ZM90 161V160H89ZM205 161V160H204ZM209 161V160H208ZM219 161V160H218ZM240 161V160H239ZM32 162V161H31ZM96 163H99V160H96L95 161ZM233 162V161H232ZM235 162V161H234ZM233 162V163H234ZM241 162V161H240ZM243 162V161H242ZM49 163V162H48ZM52 163V162H51ZM161 163V162H160ZM205 163H207V161H205ZM210 163V162H209ZM220 162H216V165L217 166H220V164H219ZM244 163H245V161H244ZM247 163V162H246ZM256 163H258V162H256ZM50 164V163H49ZM58 164V163H57ZM79 164V163H78ZM186 164V163H185ZM237 164V163H236ZM53 165V164H52ZM90 165V164H89ZM98 165V164H97ZM206 165V164H205ZM208 165V164H207ZM210 165V164H209ZM213 165V164H212ZM224 165V164H223ZM223 165H222V167H223ZM31 166V165H30ZM78 166V165H77ZM81 166V165H80ZM183 166V165H182ZM211 166V165H210ZM245 166V165H244ZM43 167V166H42ZM53 167H55V166H53ZM100 167H103V164H102V166H100ZM112 167V166H111ZM206 167V166H205ZM56 168H58V167H56ZM77 168V167H76ZM188 168V167H187ZM213 168H215V167H213ZM224 168V167H223ZM227 168V167H226ZM233 168V167H232ZM74 169V168H73ZM102 169V168H101ZM194 169V168H193ZM216 169V168H215ZM218 169V168H217ZM56 170V169H55ZM89 170V169H88ZM115 170V169H114ZM188 170L190 171V167L188 168ZM212 170V169H211ZM230 170V169H229ZM236 170V169H235ZM249 170V169H248ZM247 170V171H248ZM37 171V170H36ZM41 171V170H40ZM53 171V170H52ZM60 171V170H59ZM62 171V170H61ZM103 171V170H102ZM109 171V170H108ZM192 171V170H191ZM196 171V170H195ZM218 171H220V169L218 170ZM217 171V172H218ZM221 171H222V169H221ZM263 171H264V169H263ZM45 172V171H44ZM112 172V171H111ZM193 172V171H192ZM210 172V171H209ZM222 172H224V171H222ZM250 172V171H249ZM253 172V171H252ZM0 173H2V174H0V187H5L6 185H7V181H6V179L4 178V176H3V174H5V172H1L0 171ZM8 173V172H7ZM6 173V174H7ZM221 173V172H220ZM228 173V172H227ZM237 173V172H236ZM239 173V172H238ZM237 173V174H238ZM242 173V172H241ZM241 173H239V174H241ZM260 173H261V171H260ZM51 174V173H50ZM103 174H105V176H104V178H103V180H99V185H100V187L96 190V191H94V196H100V198L101 199H103L104 201H108V199H109V201H110V198L112 197V198H116V199H119L118 200V203H119V205L118 206H115L114 208L115 209H119V210H121L122 212H125L124 213V215L123 216H125V218L124 219H122V218H116L117 220H115V221H113V222H108V223H105V222H103V221H101V222H103V223H96V226H97V229L101 232V233H103L104 235H106V234H108V236H107V239L110 241V244L117 250V251H123V252H129L131 255H134V254H136L137 255V258H140V259H146V260H153L154 262L155 261H161L162 263H164V264H212L211 262H208L207 261V259H204V257H203V259L204 260H202L201 262H195V259H197L198 258V256L199 255H202L203 254V252L201 251V250H199V245L200 244H198V246H196L195 244H194V239H196V236H195V233H193L192 232V228L193 227H191L190 225H189V223L184 219V213L183 212H178L177 210H178V208H179V206L180 205H182V200H184V196L186 197V199H187V202H189V204L190 205H192L193 206V208L195 207L196 209H197V213H195V221H194V225H198L197 227L199 228V226L200 227H202L201 229H199L198 231H199V233H201V234H203V236H205V237H207V234L209 235L211 232H212V230H213V233H214V237H211V239H212V241H213V248H215V250H216V257H218V251H217V249H216V247H221V249H223V247L226 249V251H229V250H231L232 252L229 254V255H227V256H224L225 258H215V261L214 262H216L217 264H232V263H235V262H240V261H242L245 257H248V256H252V255H255V254H258L257 256V258L256 259H253V260H255L256 262H257V264H264V256H261V251H259V249H260V247H264V234H257V233H259V232H255V227L254 228H251V229H249L248 231L246 230L245 232H244V238H242V236L240 235V234H238L237 233V230H239V229H237L238 228V224H232L230 227L232 228V230H233V232H235L238 236H239V241H240V243H243V241H245L246 239H247V241H250L249 243V246H247V248L248 249H246V250H239V249H236V250H234L233 251V247H229L228 245H227V243L226 244H222L223 242H224V240H225V237H224V233L223 232H225V234H226V231L228 230H225V227L227 226V225H229V223H230V219H232V218H240V216L239 215H237V214H234V215H231L230 217H229V215H224L225 213L224 212H222L220 209V207H219V204H217V203H214V201L212 200V199H210V197L208 196V195H202V194H198L197 195V197L195 196V197H190V198H188V195L189 194H191L193 191H192V189H191V187L190 186H183L182 187V189H181V191H179V190H176L175 188V190L173 189L172 190V193H170V194H167V192H169L167 189H166V187L164 186V185H162V183L160 182V181H157L156 183L157 184H160L159 186L158 185H155V182L154 183H147L146 185H145V187H146V189L143 191V193L144 194H146L147 193V197L146 198H144V199H146V201H145V203H143V205H142V210L144 209V207H146V206H153V203L154 202H156V207H157V210H158V213L156 214L155 212H150V211H146L145 209H144V214L142 215V218H140L139 220H140V222H139V225H140V230L142 229V234H138L137 233V231H136V224L133 222V218H132V214L130 215V210H128L127 208H125V207H122V206H120V204L122 203V197H120V194H118V193H116V191H114V189H116V187L115 188H113L114 186H112V184H111V186L109 185L111 182H114V184H120L118 181L120 180L119 178L116 180L115 178H114V176L115 175H109L108 174V172L107 173H104L103 172ZM185 174V173H184ZM188 174V173H187ZM196 174V173H195ZM208 174V173H207ZM210 174V173H209ZM213 174V173H212ZM219 174V173H218ZM258 174V173H257ZM45 175H46V172H45ZM92 175L93 176H97V175H99V173H96V174H93L92 173ZM196 175H198V174H196ZM195 175V176H196ZM254 175V174H253ZM9 176V175H8ZM36 176V175H35ZM39 176H40V174H39ZM42 176V175H41ZM187 176V175H186ZM212 176V175H211ZM210 176V177H211ZM214 176V175H213ZM217 176V175H216ZM231 176V175H230ZM255 176V175H254ZM261 176V175H260ZM32 177V176H31ZM45 177V176H44ZM91 177V176H90ZM208 177H209V175H208ZM209 177V178H210ZM234 177V176H233ZM243 177V176H242ZM258 177V176H257ZM256 177V178H257ZM42 178V177H41ZM66 178V177H65ZM81 178V177H80ZM100 178V177H99ZM117 178V177H116ZM158 178V177H157ZM161 178V177H160ZM167 178V177H166ZM182 178V177H181ZM187 178V177H186ZM189 178V177H188ZM217 178V177H216ZM251 178V177H250ZM262 178V177H261ZM19 179V178H18ZM45 179V178H44ZM48 179H50V178H48ZM47 178H46V180H48ZM161 179H163V178H161ZM169 179V178H168ZM212 179V178H211ZM211 179H210V181H211ZM215 179V178H214ZM213 179V180H214ZM221 179V178H220ZM219 179V180H220ZM237 179V178H236ZM248 179V178H247ZM246 179V180H247ZM88 180V179H87ZM158 180H159V178H158ZM167 180V179H166ZM170 180H172V179H170ZM177 180V179H176ZM175 180V181H176ZM183 180V179H182ZM182 180H181V182H182ZM187 180V179H186ZM192 180V179H191ZM195 180V179H194ZM202 180V179H201ZM212 180V181H213ZM232 180V179H231ZM254 180V179H253ZM53 181V179L50 181L51 182V186H52V184L53 183H55V182H52ZM179 181V180H178ZM187 181H189V180H187ZM196 181V180H195ZM212 181H211V183H212ZM222 181H223V179H222ZM44 182H46V181H44ZM180 182V183H181ZM191 182V181H190ZM227 182V181H226ZM230 182V181H229ZM34 183V182H33ZM47 183H48V181H47ZM46 183V184H47ZM68 183V182H67ZM79 183V182H78ZM179 183V184H180ZM202 183V182H201ZM214 183H216V182H214ZM219 183V182H218ZM228 183V182H227ZM257 183V182H256ZM256 183H253L252 181H249V180H247V181H242V180H237V181H235V184H234V186H233V191L232 192H229V197H230V200L233 202V203H236V204H240L241 205V207H242V210H243V212L244 213H246V211L248 212V208H249V211L251 212V213H253L254 214V216H258V217H260L261 219H263L264 220V197H262L259 193L260 192H258V190L259 189H257V186L259 185H255ZM24 184V183H23ZM84 184V183H83ZM106 184V185H105ZM127 184V183H126ZM167 184V183H166ZM172 184H174V183H172ZM178 184V185H179ZM220 184V183H219ZM226 184V183H225ZM230 184V183H229ZM264 184V183H263ZM9 185V184H8ZM16 185V184H15ZM37 185V184H36ZM48 185H49V183H48ZM107 185H109V190H108V186ZM194 185V184H193ZM200 185V184H199ZM203 185H204V183H203ZM206 185V184H205ZM11 186V185H10ZM26 186V185H25ZM34 186V185H33ZM50 186V187H51ZM180 186H182V185H180ZM221 186V185H220ZM224 186H226V185H224ZM263 186V185H262ZM13 187V186H12ZM20 187V186H19ZM120 187V186H119ZM150 187H151V190L149 191V189H150ZM168 187V186H167ZM195 187V186H194ZM226 187H228V186H226ZM32 188L33 187H31L30 188V191L29 190H26L25 192H24V190H19V192L17 191V193H14V195L13 196H11V198H10V201H12L13 203H15V204H20L22 201H23V199H28L29 197L31 198V194H29L30 192H31V190H32ZM46 188V187H45ZM59 189H60V187H58ZM121 188H122V186H121ZM170 188V187H169ZM199 188V187H198ZM229 189H231L230 187H228ZM6 189H8V192H9V194L11 193V188H6ZM34 189V188H33ZM65 189V188H64ZM72 189V188H71ZM93 189V188H92ZM200 189V188H199ZM79 190V189H78ZM80 190H81V188H80ZM119 190H121V189H119ZM228 190V189H227ZM13 191V190H12ZM92 191V190H91ZM192 191V192H191ZM200 191H201V189H200ZM199 191V192H200ZM208 191V190H207ZM214 191V190H213ZM261 191V190H260ZM48 192V191H47ZM86 192V191H85ZM209 192V191H208ZM71 193V192H70ZM194 193V192H193ZM204 193V192H203ZM211 193V192H210ZM219 193V192H218ZM40 194V193H39ZM56 194V193H55ZM72 194V193H71ZM71 194H68L67 195V198L68 199H70L72 196H71ZM214 194V193H213ZM227 194V193H226ZM5 195H7L8 197H9V195H8V193L6 192L5 193ZM44 195H48V198H50L51 199V197H50V193H45ZM43 195V196H44ZM88 195V194H87ZM85 196V195H84ZM108 196V197H107ZM192 196H193V194H192ZM216 196V195H215ZM37 197H39V196H37ZM52 197H54L53 195H52ZM217 197V196H216ZM219 197V196H218ZM76 198V197H75ZM89 198V197H88ZM93 198V197H92ZM125 198V197H124ZM34 199V198H33ZM42 199V198H41ZM72 199H73V197H72ZM82 199V198H81ZM100 199V200H101ZM219 199H220V197H219ZM88 200V199H87ZM221 200V199H220ZM219 200V201H220ZM241 200V201H240ZM7 201V200H6ZM26 201V200H25ZM37 201V200H36ZM39 201V200H38ZM59 201V200H58ZM95 201H97V200H94V201H92V202H94L95 203ZM127 201V200H126ZM144 201V200H143ZM185 201V200H184ZM218 201V200H217ZM225 201V200H224ZM228 201V200H227ZM230 201V202H231ZM51 202V201H50ZM54 202V201H53ZM83 202V201H82ZM33 204V203H32ZM8 205H10V204H8V201L7 202H5V203H3V204H0V234L2 235V237H4V238H1L0 239V264H2V263H4V261L6 260V258H11L10 257V247L12 246H9V240L12 238V234H13V232H16V229H17V225L18 224H16L15 222H12V221H10V220H8V218H7V208L9 207ZM23 205V204H22ZM189 205V206H190ZM13 206H15L14 204H13ZM24 206V205H23ZM36 206V205H35ZM129 206V205H128ZM185 206V205H184ZM187 206V205H186ZM185 206V207H186ZM225 206H228V205H225ZM247 206V207H246ZM31 207V206H30ZM50 207H51V205H50ZM99 206H97V204H92V205H90V206H88V208H87V212H88V214L89 215H92V214H95V212L97 211V208H98ZM183 207V206H182ZM16 208V207H15ZM82 208V207H81ZM85 208V207H84ZM176 208V209H175ZM194 208V209H195ZM228 208V207H227ZM226 208V209H227ZM25 210L27 209V208H24ZM38 209H40V208H38ZM113 209V208H112ZM180 209H182V208H180ZM184 209V208H183ZM233 209V208H232ZM29 210V209H28ZM54 210V209H53ZM201 210H202V212H201ZM228 210V209H227ZM238 210V209H237ZM12 211V210H11ZM18 211V210H17ZM75 211V210H74ZM232 211V210H231ZM21 212V211H20ZM25 212V211H24ZM112 212V211H111ZM229 212V211H228ZM227 212V213H228ZM233 212V211H232ZM232 212H231V214H232ZM102 213V212H101ZM113 213V212H112ZM143 213V212H142ZM27 214V213H26ZM49 214H50V212H49ZM57 214V213H56ZM60 214V213H59ZM76 214V213H75ZM107 214V213H106ZM109 215H113V214H109ZM120 215V214H119ZM21 216V215H20ZM249 216V215H248ZM23 217V216H22ZM55 217V216H54ZM87 217H89V216H87ZM91 217V216H90ZM103 217H105V216H103ZM118 217V216H117ZM20 218V217H19ZM29 218V217H28ZM71 218V217H70ZM108 218V217H107ZM132 218V219H131ZM31 219V218H30ZM29 219V220H30ZM39 219V218H38ZM44 219V218H43ZM43 219H39L42 223H45L46 225H48V223H49V221H50V218H49V221H45V220H43ZM186 219L187 220H189L188 219V217H186ZM243 219V218H242ZM257 219V218H256ZM64 220V219H63ZM63 220H61V219H59L58 218V221H63ZM105 220H107V219H105ZM138 220V219H137ZM209 221L208 223H206V221ZM36 221V220H35ZM34 221V222H35ZM39 221V222H40ZM55 221V220H54ZM57 220L54 222L55 224H49V228H50V230H47L45 233H46V235H48V237L50 238V237H52V240H51V242H49V244L51 245V246H49L48 245V243H47V241L49 240V238H47V239H45L44 238V236L42 237V238H40L39 239V242H41V244L39 245V246H37V248L35 247V246H32V247H30V243H28V242H25V243H23L24 245H22V244H17V245H15L14 246V249H22V248H27L26 249V251L25 250H23V251H21L20 252V254H22L24 251H25V253H23L24 254V256H26V259H28L29 258V260H26V264H27V262H28V264H51V263H53V264H56V262H57V260H56V258L57 257H55L54 255H53V253H52V248H54V247H60V246H65V245H67V244H69V243H67L66 244V239L68 240V238H66V237H68L67 236V231L66 232H64L63 231V229H64V225L63 226H60L59 227V225L61 224V223H59ZM253 221V220H252ZM257 222H258V220H256ZM29 222V221H28ZM236 222V221H235ZM239 222V221H238ZM31 223V222H30ZM62 223H65V220L62 222ZM89 223V222H88ZM192 223H193V220H192ZM191 223V224H192ZM264 223V222H263ZM35 224V223H34ZM91 224V223H90ZM258 224V223H257ZM24 225V224H23ZM40 225V224H39ZM153 225L155 226V228H153ZM260 225L262 226V225H264V224H262V223H260ZM67 227V226H66ZM263 227V226H262ZM22 228V227H21ZM41 228V227H40ZM43 228V227H42ZM195 228V227H194ZM193 228V229H194ZM207 228H210V229H208L207 230ZM66 229V228H65ZM157 229L159 230V233H157L156 235H157V241H158V247H159V251H157V249H153V247H152V245H150L148 242H147V237H148V232L147 231H152V230H154V231H157ZM230 229V228H229ZM242 229V228H241ZM72 230V229H71ZM96 230V229H95ZM197 230V229H196ZM218 230H219V233H218ZM49 231H52V232H49ZM69 231H70V229H69ZM195 231V230H194ZM261 231H264V230H262L261 229ZM176 232H179L180 233V235H179V243H178V245H177V247H174L173 246V244H174V242H176V241H173V239L172 238H174V235H175V233ZM223 233L222 235H219L220 233ZM239 232V231H238ZM250 232H255L253 235H250V237L248 236L249 235V233ZM101 233H99V234H101ZM58 234H59V236H60V241H59V236H58ZM97 234H98V232H97ZM132 234H135L132 238H131V235ZM136 234H138L139 236H138V241L136 242V240H137V235ZM151 234V233H150ZM155 234V233H154ZM18 235V234H17ZM36 235V234H35ZM142 235V236H141ZM155 235V236H156ZM197 235V234H196ZM34 236V235H33ZM75 236V235H74ZM101 237V236H100ZM209 237V236H208ZM34 238V237H33ZM36 238V237H35ZM76 238V237H75ZM97 238V237H96ZM106 238V237H105ZM204 238V237H203ZM19 239V238H18ZM20 239H21V237H20ZM202 239V238H201ZM70 240V239H69ZM237 240V239H236ZM15 241V240H14ZM29 241V240H28ZM36 241V240H35ZM34 241V242H35ZM93 241V240H92ZM105 241V240H104ZM147 242V244H144V242ZM156 241V242H157ZM201 241V240H200ZM206 241V240H205ZM238 241V240H237ZM238 241V242H239ZM11 242V241H10ZM160 242H161V244H160ZM203 242V241H202ZM233 242H234V245L237 247V244L235 243V241L233 240ZM14 243V242H13ZM18 243V242H17ZM33 243V242H32ZM97 244V243H96ZM156 244V243H155ZM221 244H222V246H221ZM232 244V243H231ZM163 247H164V249H163ZM202 247V246H201ZM219 247V248H220ZM112 248V247H111ZM155 248V247H154ZM69 249V248H68ZM114 249V250H115ZM220 250V249H219ZM69 251V250H68ZM97 251V250H96ZM221 251V250H220ZM263 251V250H262ZM12 252V251H11ZM92 252V251H91ZM172 255H170V254ZM228 253V252H227ZM263 253H264V251H263ZM88 254V253H87ZM129 254V255H130ZM205 254V253H204ZM84 255H85V253H84ZM101 255V254H100ZM126 255H127V253H126ZM125 255V256H126ZM69 256V255H68ZM93 256V255H92ZM220 256V255H219ZM87 257V256H86ZM202 257V256H201ZM215 257V256H214ZM14 258H15V256H14ZM68 258V257H67ZM93 258V257H92ZM122 258H124V257H122ZM127 258H128V256H127ZM187 259V261L185 262V260ZM101 259H103V258H101ZM140 259L138 260V262L140 263L141 261H140ZM69 260V259H68ZM120 260V259H119ZM133 260V259H132ZM145 260V261H146ZM198 260V259H197ZM246 260V259H245ZM244 260V261H245ZM96 261V260H95ZM144 261V260H143ZM166 261V262H165ZM80 262V261H79ZM124 262H126V261H124ZM255 262V263H256ZM123 263V262H122ZM121 263V264H122ZM145 263V262H144ZM143 263V264H144ZM149 263V262H148ZM241 263V262H240ZM11 264V263H10ZM115 264V263H114ZM133 264H134V262H133ZM146 264V263H145ZM150 264H152V263H150Z\"/></svg>",
	"mask_w": 264,
	"mask_h": 264
},
{
	"label": "snow or ice",
	"instance_id": "snow-or-ice-1",
	"mask_svg": "<svg viewBox=\"0 0 264 264\" xmlns=\"http://www.w3.org/2000/svg\"><path fill=\"white\" fill-rule=\"evenodd\" d=\"M9 3H11V0H8Z\"/></svg>",
	"mask_w": 264,
	"mask_h": 264
}]
</instances>
